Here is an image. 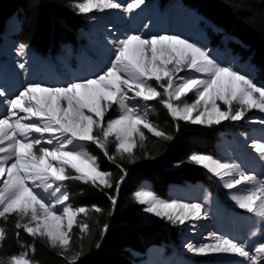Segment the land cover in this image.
Returning <instances> with one entry per match:
<instances>
[{"label":"snow or ice","instance_id":"1","mask_svg":"<svg viewBox=\"0 0 264 264\" xmlns=\"http://www.w3.org/2000/svg\"><path fill=\"white\" fill-rule=\"evenodd\" d=\"M143 3L144 0H132L124 10L131 12ZM121 7L116 0L74 3L81 14ZM189 94L195 96L191 102L185 99ZM5 96L0 91V97ZM134 100L144 102L143 112L130 106ZM154 100H159L173 120L211 126L225 120H241L247 110L264 112V84L258 85L247 74L222 66L205 48L178 35L144 38L135 33L118 41L110 66L94 78L56 87L29 84L3 102L6 114L0 116V218L14 214L15 228H22L33 239L45 240L51 248H59V255L68 264H76L81 252H73L70 257L65 254L72 251L74 227H79L81 237L88 233L87 221L81 222L79 216L87 217L89 209L66 204L69 196L60 185L79 180L94 187L113 186L112 174L101 170L98 158L86 149L88 143L95 144L112 160L107 149L112 137L116 153L121 156L133 155L137 137L144 141L142 129L157 138L172 139L148 118V102ZM113 106L119 108L120 115L105 121ZM252 146L264 159V142L254 141ZM188 160L223 180L225 188L248 185L231 198L241 209L264 221V180L211 155L193 153ZM119 183L116 182L117 188ZM37 189L48 193L54 202ZM135 198L146 205L143 211L173 224L207 215L202 214L199 203L167 201L150 191H138ZM91 210L102 212L97 205ZM6 237V231L0 228V241ZM213 239L212 243L199 247L189 244L188 248L197 254H236L249 264L264 262V241L250 250L230 238L213 234ZM34 250L28 245L24 252L0 258V264H39L29 255Z\"/></svg>","mask_w":264,"mask_h":264},{"label":"trees","instance_id":"2","mask_svg":"<svg viewBox=\"0 0 264 264\" xmlns=\"http://www.w3.org/2000/svg\"><path fill=\"white\" fill-rule=\"evenodd\" d=\"M158 1L165 4L169 0ZM181 2L221 28V33L208 28L212 44L227 47L237 57L248 60L256 79L264 83V0ZM74 3V0H0V34L5 19L17 13L21 18V29L15 35L16 40L33 46L40 53H54L61 45L73 41V22L78 18L73 9ZM222 34L228 36L225 42L220 39ZM152 123L172 139L157 138L146 132L144 141L136 143L132 156H121L110 144L108 153L113 156L112 160L105 159L94 148L91 150L101 168L112 174V187L93 188L79 183L69 187L73 206L89 209L87 217L79 216L81 222L87 221L88 233L81 237L79 227H74L72 251L65 254L70 257L73 252H81L76 264H125L131 257L128 249L144 252L147 246L166 240L162 228L138 223L139 206L134 192L142 181L147 180L158 196H165L170 183L189 180L209 184L206 174L195 163L189 162L188 157L193 153L212 152L216 128L188 126L174 121L164 109L157 110V116H152ZM117 181H120L118 188ZM113 199L115 205L112 204ZM93 205L99 206L102 212L92 211ZM12 217L0 218V228L7 233L2 241V250L15 248L19 240L34 246L32 258L39 264H68L59 255V248H51L45 240L30 239L19 233Z\"/></svg>","mask_w":264,"mask_h":264},{"label":"bare ground","instance_id":"3","mask_svg":"<svg viewBox=\"0 0 264 264\" xmlns=\"http://www.w3.org/2000/svg\"><path fill=\"white\" fill-rule=\"evenodd\" d=\"M116 2L120 3L122 7L90 12V23L87 26L89 31L86 29L89 42L84 39L88 45L79 49L76 63L71 61L75 60V57H70L68 65L70 69L76 66L75 72H67V75H54L48 72L41 62L20 47L8 46L1 50L0 91H4L6 96L0 97V116L6 114L4 100L18 95L19 91L29 84L40 83L52 87L66 86L68 83L91 79L101 74L110 66L118 41L129 34H140L144 38L154 35H178L210 51L202 39L197 38L193 32L192 21L196 24L199 16L195 11H186V15L188 14L186 17L175 18L174 15L165 17L156 8L147 4H142L139 8L128 12L124 9L132 0H116ZM187 18H189L188 22ZM217 59L219 60V58ZM218 62L221 65L232 67L226 61ZM21 64L24 65L23 68L20 67ZM58 67L63 69L62 65ZM183 74L193 75L192 73ZM129 103L130 106H136L141 112L144 111L143 101L134 100ZM251 126L255 127L253 134L247 133L248 135L242 136L237 142L227 144V149L218 159L221 162L237 164L241 170L254 174L258 180H264V159L252 146L254 141L264 142V114H256L254 118H251ZM239 127H242V124ZM226 133L229 134L228 131ZM38 135L33 134L37 137ZM47 138V134H45V139ZM45 146L52 147V145ZM212 151L213 154L214 149ZM217 178L224 186V181ZM247 187L249 186L240 185L234 189L223 187L225 194L220 199H214L210 193L200 192L196 186L190 187L186 192L172 191L168 201L199 203L202 206V214L207 213V215H202L199 220H186L184 224H178L177 231L183 235L175 236L173 239L176 253L170 255L172 260L163 259L164 255L163 257L155 255L151 256L145 264H249V261L236 254H197L188 248L189 244L199 247L202 244L214 242L213 234L233 239L244 244L250 250H254L259 242L264 241V221L241 209L231 198L233 194ZM37 191L41 195H47L42 189H37ZM45 198L49 201L47 197ZM143 260L136 264H140Z\"/></svg>","mask_w":264,"mask_h":264},{"label":"rangeland","instance_id":"4","mask_svg":"<svg viewBox=\"0 0 264 264\" xmlns=\"http://www.w3.org/2000/svg\"><path fill=\"white\" fill-rule=\"evenodd\" d=\"M74 1L76 2V0H74ZM143 4L144 5L147 4L150 7L156 8L160 13L164 14L165 17H173V15L175 18L183 17V16L186 17V16H188V14L186 15V11L191 10V9H187L186 6H184L180 0H170L168 2V4L163 6V7H161L158 4V2L155 0H150V1L144 0ZM159 6H160V8H159ZM73 9L75 12V16L78 17L77 20H75L73 22L74 26L76 27V30L74 32L73 47L65 46L63 48V50H61V53L59 54V56H57L55 58V60H52L49 57L41 56L39 54L41 56L40 57L37 55L38 53L33 48L26 46V45H20L13 40L11 35L16 33L19 29V20L16 17H12L11 19H9L6 22V25L8 26V28L5 29L4 39H3L2 44L0 45V51L4 48L8 47V46H15L17 48L18 47L21 48V46H24L22 48V50L28 52L33 58H35L39 62H41L45 66V68L48 72H51L54 75H67V72H75L76 66H73L74 68H72V69H70V67H68V65L70 64V57H75V60H71L75 64L76 59L78 58L79 49L84 47V45L85 46L88 45L87 43H85L84 39H86V41L89 42V40H88L89 36L86 33H87V30L89 29L87 26L90 23V20H89L90 19V13L81 14L75 8H73ZM188 20H189V18H187V22H188ZM200 21H201L200 16H198V18L196 20V24L194 21H192V25H194L193 26V32L195 33L197 38L202 39V41L206 44L207 49L211 51V52L210 51L209 52L211 53L212 57H215L217 61L222 60V61H226L227 63H230L232 68H235V70L240 72L241 74H247L258 85L264 84V83L258 82L256 80L255 74H254L255 71L253 70V67L247 61H243V60L237 58L235 55L230 53V50H228L226 48L213 47L211 45V40H210L208 34L204 31V25H201ZM226 38H228V36ZM217 58H219V60ZM67 62H69V64ZM234 64L236 65V67ZM59 65H62L63 69L58 67ZM222 66H224V65H222ZM152 83L155 85L154 81ZM158 90L162 91L159 88H158ZM185 99L188 100L189 102H191L195 99V96L193 94H189L188 97H186ZM181 103H182V101H181ZM148 108L150 109L149 114H148V118L151 122H152V116H157V110L158 109H164L167 112L168 116L173 120V118L169 115L168 110L159 102V100L149 101L148 102ZM261 113H262V115L264 114V112H261L258 109H251V110H247L245 112V116L241 120H238V121L225 120V121H222L220 124L211 125L212 127L216 128V130H219V131L216 133L217 139H216L215 143L213 144V146H215L214 153H213V155L212 154H210V155L212 157L218 159L221 156V154L227 149V146H226L227 144H232L234 142H237L238 140L241 139L242 136L244 137V135H248L249 133L253 134L255 127L254 126L250 127L251 118H254V116L256 114H261ZM119 115H120L119 108L117 106H113L109 110V112L106 114L105 121L117 118ZM174 121H179V122L186 124L188 126L210 127L208 125L193 124V123L186 122L183 120H174ZM241 124H242V127H239V125H241ZM142 131L144 132V134L146 132H148L147 129H142ZM226 131H228L229 134H227ZM97 134L99 135V132H97ZM138 141H140V140L137 137L136 143ZM110 144L114 147L113 149L115 150L116 141H115L114 137L109 139L108 145H110ZM108 145H107V149H109ZM46 147H48V146H46ZM93 148L96 149L99 152V154L102 155L105 159L108 158L107 156L104 155V153L98 147H96L95 144L88 143L86 145L87 151L90 152L92 155H94L91 152V150ZM196 166L206 174V176L210 180V187H206V186L202 185L201 183H195V184L191 183L190 184L187 182L182 183V185H178V184L177 185H170L166 196L164 198H162V197L157 196L156 194H154L152 192L148 183L143 182L142 184H139L137 186V188L135 189L134 197H135V193H137L138 191H150L155 196L159 197L160 199L168 201L170 199V193L172 191L186 192L190 189V187H193V186H196L199 189V191L204 193V194L210 193L214 199H220V198L224 197V194H225L223 192L224 186L220 183L217 176L213 175L211 172H209L207 169H205L202 166H198V165H196ZM100 168H101V166H100ZM101 170H103V169L101 168ZM103 171H105V170H103ZM76 183L83 184V185H90L93 188H98V187H94L91 183L86 184V183H83L79 180L64 181L63 184L60 185V187H61L62 191L67 192V194L69 196V187L72 186L73 184H76ZM100 187H103V186H100ZM208 190H210V191H208ZM115 192H117V190ZM43 196L47 197L49 199V201L54 202V198L52 199V197H50L48 193H47V195H43ZM111 201L113 204V200H111ZM136 203L139 206V210L137 213V215L139 217L138 223L141 225H156L158 228H162L166 234L165 246L161 245V246L150 247L147 250V252H148L147 256L150 255V257H151V256H155V255H161L163 257V255H164L165 257L163 259L172 260L173 258L170 255H174V253H176V251L174 250L175 242L173 241V239L175 238V236L181 237L183 235L181 232L177 231L179 223L173 224L166 219H162V218L157 217L151 213H147V212L143 211V209L146 205H142V204L138 203L137 200H136ZM66 204L73 206L72 205L73 204L72 199L68 200L66 202ZM114 205H115V203H114ZM74 207H76V206H74ZM112 207H114V206H112ZM16 220H17V217L15 215H13L12 221L14 223V226H15ZM16 230L19 231V233H23L24 235L28 236L30 239L32 238L31 236L26 234L22 228L21 229L16 228ZM27 246H28V244L27 245L23 244V245L18 246V248H17L18 250H17L16 254L24 252L26 250ZM167 249H168V251H167ZM162 251H164V252H162ZM9 252H10L9 249H5V250L1 249L0 250V258H5L4 255H7V253H9ZM32 253H33V251L29 252V255L31 257H32ZM150 257H147L140 264H145L146 261L150 259Z\"/></svg>","mask_w":264,"mask_h":264}]
</instances>
